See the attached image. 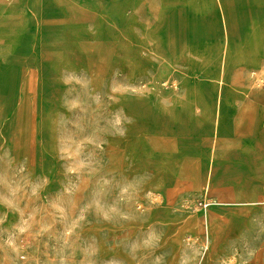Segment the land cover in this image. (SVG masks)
I'll use <instances>...</instances> for the list:
<instances>
[{
    "label": "rangeland",
    "instance_id": "374dc122",
    "mask_svg": "<svg viewBox=\"0 0 264 264\" xmlns=\"http://www.w3.org/2000/svg\"><path fill=\"white\" fill-rule=\"evenodd\" d=\"M99 1V14L83 23L87 46L52 47L57 62L23 84L9 55L0 56V264H264V202L245 216L234 209L235 200H256L250 190L264 177L242 171L237 184L247 193L217 205L210 201L212 178L222 174L216 155L154 142L169 120L214 128L216 107L218 118L224 114L219 88L234 87L237 70L251 88L264 87V65L231 64L220 73V64L191 52L194 62L166 64L167 49L154 46L149 0L131 33L122 9L112 15ZM228 23L224 17L227 42ZM170 50L177 57L179 49ZM159 72L167 79H155ZM179 77L194 95L177 105L193 111H171L174 99H185ZM155 90L174 94L156 102ZM178 187L187 192L175 196ZM225 208L231 213L222 217ZM228 221L231 232L218 241L214 226Z\"/></svg>",
    "mask_w": 264,
    "mask_h": 264
},
{
    "label": "crops",
    "instance_id": "0c3cea01",
    "mask_svg": "<svg viewBox=\"0 0 264 264\" xmlns=\"http://www.w3.org/2000/svg\"><path fill=\"white\" fill-rule=\"evenodd\" d=\"M147 5V0H106L108 13L115 15L117 8L122 9L121 15L125 16L123 31L128 33H131L132 17L137 14L144 16ZM99 6V0H0V56L9 55L7 62L17 65L15 72L20 73L23 84L24 80H28L29 73L39 69L42 72L47 65L57 62L51 58L54 53L52 47L87 46L83 44V23L89 15L99 14ZM149 10L154 16V46L162 52L167 49L164 54L166 64L194 62L186 59L191 52L194 57L199 53V57L204 58L198 59L200 63L220 64V72H225L226 65L231 64L251 65L255 69L264 65V0H149ZM224 17L229 22V42L226 41ZM139 24L141 34L146 28L142 21ZM142 41L139 39V47L144 46ZM30 47L34 49L33 53H26ZM174 48L179 49L177 57L169 51ZM164 78L167 79L160 72L155 75L159 82ZM179 79L185 86L179 96L185 99H174L175 103H170L171 111L190 112L194 107L189 103L180 107L177 105V101H188L194 95L187 86V80ZM232 83L234 87H220L218 90V96L224 101V114L218 118L215 112L214 128L198 132L194 120L186 121L188 127L169 120L170 129H167V123L163 124L161 135L154 139L156 144L165 143L174 147L178 143L194 145L196 156L216 155L222 174L219 177L214 174L212 178L218 186L211 193L210 201L225 206L232 203L229 197L240 198L247 193L237 184L242 171L249 170L255 180L264 177V87L251 88L250 79L238 70ZM163 92L159 94L155 90L156 102L161 96L174 94L171 90ZM217 141L218 146L214 148ZM155 153L164 155L159 148L155 149ZM186 192L185 187H178L175 196ZM250 192L256 196L255 201L235 200L238 207L234 209L244 216L257 203L264 202V197L260 199L259 195L264 192V183L252 187ZM193 197L196 199L198 196L193 194ZM181 200L193 202L192 196L187 194ZM230 210L225 208L219 214L228 216Z\"/></svg>",
    "mask_w": 264,
    "mask_h": 264
},
{
    "label": "bare ground",
    "instance_id": "6f19581e",
    "mask_svg": "<svg viewBox=\"0 0 264 264\" xmlns=\"http://www.w3.org/2000/svg\"><path fill=\"white\" fill-rule=\"evenodd\" d=\"M133 7V6H132ZM133 9V8H132ZM138 9V8H137ZM130 10V9H129ZM134 10V9H133ZM133 12V11H132ZM131 12V13H132ZM133 19H134V17H132ZM136 18V17H135ZM125 20V19H124ZM131 21V20H130ZM125 22V21H124ZM131 22H133V21H131ZM141 23V22H140ZM129 24V23H128ZM132 25V24H131ZM139 26H140V24H138ZM138 27V26H137ZM146 27V26H145ZM140 28V27H139ZM130 29V28H129ZM134 29V28H133ZM144 30V29H143ZM130 31V30H129ZM144 32V31H143ZM144 35V34H143ZM135 36V35H134ZM138 36V35H137ZM128 38H129V36H128ZM230 38H231V34H230ZM142 39V38H141ZM135 40V39H134ZM130 41V40H129ZM143 44V43H142ZM147 44V43H146ZM149 44V43H148ZM144 45V44H143ZM146 46V45H145ZM143 47V46H142ZM147 47V46H146ZM132 50V49H131ZM138 60V59H137ZM134 63H135V61H134ZM139 63H137V65H138ZM140 67V66H139ZM130 68V67H129ZM222 68V67H221ZM134 69V68H133ZM139 69V68H138ZM137 70V69H136ZM134 71V70H133ZM221 73V72H220ZM142 75V74H141ZM135 82V81H134ZM137 84V83H136ZM217 104H218V101H217ZM139 109H137L136 110V112L137 113H139ZM135 112V111H134ZM135 112V113H136ZM218 116H219V114H220V108L218 109L217 108V113H216ZM211 218V220L210 221H213V219L215 220L216 219V217H213V216H211L210 217ZM230 225H232L231 224V222L230 221H228L227 223H219L218 225L216 224V226H214V230H215V234H216V238H217V240L219 241L220 239H223L225 236H227V234H228V232L230 231L231 232V226ZM233 226V225H232ZM217 229L219 230V232H216L217 231ZM203 230V229H202ZM204 232V231H203ZM221 234V235H220ZM229 239V238H228Z\"/></svg>",
    "mask_w": 264,
    "mask_h": 264
},
{
    "label": "built area",
    "instance_id": "2783aa9c",
    "mask_svg": "<svg viewBox=\"0 0 264 264\" xmlns=\"http://www.w3.org/2000/svg\"><path fill=\"white\" fill-rule=\"evenodd\" d=\"M201 205V204H200ZM199 205V206H200ZM206 207V204H203L202 206H200V208H205Z\"/></svg>",
    "mask_w": 264,
    "mask_h": 264
}]
</instances>
